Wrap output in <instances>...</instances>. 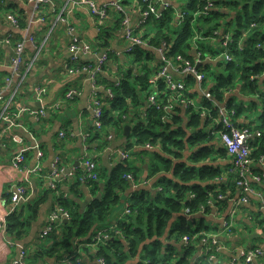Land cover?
Returning <instances> with one entry per match:
<instances>
[{"label": "trees", "instance_id": "trees-1", "mask_svg": "<svg viewBox=\"0 0 264 264\" xmlns=\"http://www.w3.org/2000/svg\"><path fill=\"white\" fill-rule=\"evenodd\" d=\"M173 1L174 5L163 11L157 21L144 26L142 38L151 47H158L164 41L168 56L180 54L193 61L190 44L194 19L202 23V35L207 38L208 46L211 45L209 40L220 44L221 35L228 34L230 41L226 49L230 60L218 58L215 51L200 44L202 58L206 55L210 58L199 70L205 73L203 82L208 79L211 82V99L200 97L199 108L190 106L163 120L166 111L160 102L165 101L169 93L162 83L158 86L163 92L157 104L151 107L144 104L149 92V74L159 66L156 53L146 48L134 50L132 61L140 71L133 75L129 67L120 74L118 85L108 83L112 97H105L107 105L102 106V127L94 132L90 129L95 138H102V147L107 141L103 138L110 130L122 134L124 126L129 125L131 131L122 146L129 156L110 168L98 167L91 172L94 177L76 168L74 177L61 183L49 185L37 179L40 192L7 216L5 233L13 239L24 240L48 202L50 211L54 202L66 210L68 220H63L59 230L47 236L48 241L38 238V241H30L28 264H62L64 257L71 264H98L99 259L103 264H190L198 246L193 242L184 245L182 238L186 236L193 241L194 235L203 238L210 231L204 215L196 213L201 209L210 212V201L223 210L240 190L237 177L231 172L225 174L231 163L226 160V149L215 136L225 127L216 123L218 111L214 101L224 103L230 121L249 116L244 100L252 106L262 104L261 124L254 126L261 135L250 144V157L254 160L264 157V0H213V6L205 10L204 0ZM138 2L146 7L142 0ZM123 3L128 5L127 0ZM179 10L184 13L181 29L171 31ZM200 11L205 13L195 17ZM112 12L116 14L113 13V20L97 26L99 47L107 45L109 38L121 28V14ZM19 22L23 26V22ZM149 58L157 61L152 64V70L143 62V59L151 61ZM126 66L127 62L118 64V68ZM188 79L186 86L190 87V92L185 95L192 98L197 92L193 90L192 78ZM145 144L153 148H146ZM219 159L227 161L226 164H220ZM150 181L149 188L147 184L137 185ZM63 183H68V196L61 188ZM133 186L136 188L128 193ZM84 187L89 191L85 200ZM125 204L128 213L111 222L114 207H125ZM185 210L192 215L187 216ZM102 227L106 228L107 237L91 246L95 242L92 238ZM78 248L82 251L76 252Z\"/></svg>", "mask_w": 264, "mask_h": 264}, {"label": "built area", "instance_id": "built-area-1", "mask_svg": "<svg viewBox=\"0 0 264 264\" xmlns=\"http://www.w3.org/2000/svg\"><path fill=\"white\" fill-rule=\"evenodd\" d=\"M139 0H129L128 5H124L123 0H107L102 4H97L95 0H65V3L57 14L56 18L52 20L50 31L56 24L64 25L66 32L69 35L70 42L67 46L68 58L64 63V71L67 75H83L94 88L98 89V79L102 72L105 70L108 61L110 60V54L117 58H121L128 54H133V51L137 48H148L156 53L158 58V65L156 70H153L148 77V87L151 90L145 100V107L155 106L160 97V93L163 91L158 90L160 83L163 84L166 91H168L169 96L165 100V104L162 107L166 111V114L162 117L163 120H167L169 115L176 111V107H181L184 111L188 107L199 108L198 102L195 104L191 97H187L185 93H189L188 77H191L194 82L193 90L197 92L198 101L200 97H205L211 99V94L209 92V85L206 89L202 87L204 84V74L200 72L198 66L201 65L206 58H202V54L197 50L196 47H191L190 53L193 55V61L188 58L178 54L175 57L167 55V44L162 41L158 47H151L146 40L142 38V34L145 29V22L148 20L157 21L161 17L163 11L168 9L171 5H174L173 0H142L146 3V7L143 8L139 5ZM35 9H38L44 5H54L55 0H28ZM206 6L204 10L213 6V0H205ZM75 3L81 4L94 18L95 23L101 25L102 22L107 17L109 10L117 11L122 16L121 28L117 32V37L124 41V44L119 49H105L97 50L88 41H83L77 38L74 33V27L70 23L69 15L73 11ZM130 3V4H129ZM130 5V6H129ZM205 11H200L195 14H204ZM184 13L183 11H177L176 13V25L183 21ZM6 20L14 27L19 25V20L16 16L12 14L6 15ZM43 21V18H40ZM221 34V33H218ZM4 41L6 43L10 42V37H5ZM230 37L228 34L221 36L222 53L217 54L218 58L224 60H230L231 56L226 49ZM217 43V42H216ZM41 47L31 55L29 59L24 56L25 48L23 41H16L12 44V53L9 61L10 75L6 77L5 83L0 87V133L2 139L4 135H9L11 141L16 142L20 145L23 142V138L18 134H12L11 130L13 127L17 126L16 117L21 112H28L34 115L35 119L38 120L44 116L46 108L43 104L35 109H29L28 107H20L17 112H13L14 102L20 88L26 78V75L33 68V63L35 62ZM201 62V63H200ZM155 65V64H154ZM133 73V75H135ZM121 76V75H120ZM121 78V77H120ZM119 80L114 84L118 85ZM46 86L44 84H36L32 88V92L36 99L40 100L46 94ZM7 93V95H5ZM79 91L76 88H68L64 94V100L74 99L79 95ZM106 94L112 97L111 89H109ZM229 95V92L227 93ZM180 102V103H178ZM61 105V101H56L49 107L52 109H57ZM214 105L217 108V122L221 126L225 127L223 132L218 133L219 143L226 149L231 163L232 171L237 174V184L239 186V192L235 197L229 199L230 206L227 209L225 216H222L220 220L222 221L221 226L224 227L223 230H227L230 226L227 218L234 217L243 204L250 201V196L253 195L257 197L260 201V209L264 210V157H260L254 160L250 157V144L255 142L261 135L259 130H255L256 125L253 121H248L243 125H238L239 121L237 118L230 121L228 114L225 110V105L222 102H215ZM102 106L104 102L100 97L95 94L94 98L90 100V108L93 113L92 118V128L95 131H100L102 127ZM176 113V112H175ZM233 114V112H232ZM205 116L204 112L201 113ZM233 117V116H232ZM30 137L32 144L30 146H22L18 151L12 156L8 167L15 171L16 174L10 178L11 182L8 188V203L9 209L6 212L0 211V232L5 233L6 229V218L15 209L19 207L22 203L26 202L32 194V177L40 178L42 180L46 179L47 184L53 185L55 183H61L66 180H70L74 177L76 167L66 166L62 160L63 157L56 155L49 167V171L45 172L43 165L41 163L43 153L40 149V144L35 138V135L30 131L27 133ZM63 131H59V137H63ZM111 136L108 135L106 140ZM146 148H153L150 144L144 145ZM28 149L35 151L34 164L27 165V159L25 152ZM129 153L127 151L119 150L117 155L119 160H124L128 158ZM81 169L84 173L91 175V172L96 169V164L92 158H84L81 162ZM2 168V166H0ZM139 184H142L140 182ZM137 184V185H139ZM136 185V186H137ZM136 186H133L134 188ZM219 199L223 196H219ZM210 212H205L203 209L198 211L196 214L209 215V216H219L222 211L210 201ZM128 205L125 204L124 210L121 213H128ZM187 216L192 214L188 213V210L184 212ZM119 217V218H120ZM63 220H68V213L59 205H56L46 216L45 222L38 231L37 238L43 239L51 234L57 226H61ZM57 230V229H56ZM106 230L97 231L92 241H98L106 238ZM198 234L194 235L197 238ZM183 240L187 245L191 240L184 236ZM14 245L17 248V255L13 258L9 264H27L28 251L26 246L20 242L15 241ZM221 242L217 235L213 233H206V235L201 238L200 244L198 245L199 251L195 255L194 259L190 264H206L208 261H213L216 258L217 252L221 249ZM239 258H242L244 262L251 263L254 260L259 259L264 256L263 246H253V247H239L235 251ZM211 259V260H210ZM99 262L103 264V261L99 259Z\"/></svg>", "mask_w": 264, "mask_h": 264}, {"label": "crops", "instance_id": "crops-1", "mask_svg": "<svg viewBox=\"0 0 264 264\" xmlns=\"http://www.w3.org/2000/svg\"><path fill=\"white\" fill-rule=\"evenodd\" d=\"M95 1L97 4H102L107 0ZM64 3L65 0H55L52 6L44 5L35 9L28 0H0V87L4 85L6 77L11 73L9 61L14 42H24V56L26 59H29L37 48L41 47L33 63V68L26 75L12 108L13 112H17L20 107L35 109L41 104L47 107L44 116L38 120L28 112H21L17 115V126L13 127L11 132L23 138V142L20 145L11 141L10 136L7 134L4 135V140L0 136V166H2L0 168V211L2 212H6L10 207L8 203L10 178L15 175L19 176V174H16L15 171L8 167V164L20 147L32 144L27 134L30 131L35 135L36 140L40 144V149L43 153L41 163L45 172L49 171L51 162L56 155L63 157L62 160L68 167L75 166L76 168H81L80 165L84 158H92L96 164V169L102 166L110 168L113 164L120 161L117 151L122 150V146L126 142V136L123 133L118 134L114 130H110L109 135L111 137L105 142V146H100L103 140L101 137L95 138V133H93L95 130L92 128L93 113L90 108V100L97 94L101 100H104L102 102L106 106V92L110 89L108 83L115 84L119 80L122 71L124 72L129 67L133 73H137V69L133 61L127 58V55L121 58H117L114 55L110 56L105 70L98 79L100 87L98 89L94 88L92 83L83 75H67L64 71V63L68 58L67 46L71 38L67 34L64 25L56 24L52 31H50L51 22L56 18ZM112 11L109 10L110 18L108 21L113 20L114 12ZM7 14L16 16L21 23L23 22V26L20 25V22L17 27L12 26L6 20ZM114 15L116 14L114 13ZM40 18H43V21H40ZM69 18L77 38L88 41L98 51L103 48L110 50L119 49L124 44L123 40L118 39L116 33L109 38L107 45L99 47L100 41L97 38L99 30L95 20L86 7L81 4L75 3ZM7 36L10 37V42L4 43V39ZM205 58V62L208 61L207 59L209 58L207 56ZM123 62H127V68H118V64ZM156 62L152 61V64ZM103 79L107 82H100ZM36 84H44L47 89L46 94L40 100L36 99L32 92V88ZM72 87L78 89L80 94L74 99L64 100V92ZM59 100L61 101L59 108L52 109L49 107ZM176 111L182 112L183 110L181 107H176ZM242 118H238L239 124H245L250 121L248 117ZM59 131H63L64 133V136L61 138L59 137ZM103 139H106V137ZM100 147L102 148V152L99 153L98 149H101ZM25 156L28 162L27 165L31 166L36 162L34 150H26ZM227 157L226 160L228 161L229 157ZM227 161L218 160L222 165L226 164ZM144 165L147 164L145 163ZM228 172L232 173L230 166L225 171V174ZM37 179L39 178L32 177L31 179L32 194L40 192ZM43 181L46 182V179ZM151 182H148V188L151 187ZM61 188L65 195L68 196L70 193L68 191V183H63ZM135 188L128 190V193ZM83 194L85 196L84 200L87 199L89 195L88 187H84ZM54 205L56 206L55 202L53 203ZM229 206L230 203L227 202L225 208L221 210L220 217L218 215H204V219L212 224L211 227L208 226L210 228L208 234L213 233L217 235L222 244L213 264H264V256L251 263H246L235 252L239 247L259 245L264 248V210L260 209V201L257 197L251 195L250 201L241 206L237 215L227 218L230 226L227 227V230H223L224 227L221 226L222 219L220 220V218L225 216ZM49 212L50 202L41 209L40 216L31 225L28 236L24 240L13 239L6 233L1 234L0 232V264H9L17 255V248L14 245L15 241L24 244L27 251H30L29 249L32 247L30 241L33 239L34 241L35 239L38 241V231L44 224ZM113 219L111 222L115 221ZM27 260L26 263L28 264Z\"/></svg>", "mask_w": 264, "mask_h": 264}, {"label": "rangeland", "instance_id": "rangeland-1", "mask_svg": "<svg viewBox=\"0 0 264 264\" xmlns=\"http://www.w3.org/2000/svg\"><path fill=\"white\" fill-rule=\"evenodd\" d=\"M183 1H185V0H183ZM205 1V0H204ZM130 4V3H129ZM130 6V5H129ZM198 15H200V14H198ZM197 15V16H198ZM197 16H195V17H197ZM110 18V15H109V13H107V17L105 18V20L102 22V23H104L106 20L108 21V19ZM155 20H148V21H146L144 24H145V27H149V25H151L153 22H154ZM201 22H198L196 19H194L192 22H191V28H192V32H193V35H192V38H191V44H190V47H196L197 48V50L198 51H200V44H203L205 47H207L208 45H207V43H208V41H207V38L206 37H204L202 34H203V31L201 30ZM97 25V24H96ZM181 29V24H178V25H175L172 29H171V31H179ZM147 31H148V29H147ZM216 33H218V32H216ZM221 35V34H220ZM222 37H223V35H221ZM4 43H6L5 41H4ZM209 44H211L210 46H208V48H211L213 51H215L217 54H220V53H222V47L218 44V43H211L210 42V40H209ZM216 54V55H217ZM208 58H209V56L208 55H206ZM127 58L128 59H131V60H134V55L133 54H128L127 55ZM149 59H152L151 61L150 60H144L143 59V62H145L146 64H147V66L149 67V69L150 70H152V61H153V58H149ZM210 59V58H209ZM201 63V62H200ZM135 67H136V69L137 70H139V67H138V65L137 64H135ZM199 67H200V65L198 66V69H199ZM127 68V67H126ZM126 70V69H125ZM212 70V69H211ZM140 71V70H139ZM200 72H202V73H204L203 71H201L200 70ZM151 73V72H150ZM209 82H210V80L208 79L204 84H202V87L204 88V89H206L207 87H208V85H209ZM151 90V87L149 86L148 87V91H150ZM5 95H7V93H5ZM192 101L196 104L197 102H198V98H197V96H194L193 98H192ZM160 103H163V104H165V101H163V100H161V102ZM178 103H180V102H178ZM244 105H245V107L247 108V112H248V114H249V116H248V118H249V120L250 121H253L256 125H260L261 124V121H262V118H261V114H262V112H263V107H262V104L261 103H256V105L255 106H252V105H250L249 104V101L248 100H244ZM134 121H136V120H134ZM215 136L218 138V132L217 133H215ZM130 140L131 141H133V137H130ZM101 148V147H100ZM99 151V153L100 152H102V148L101 149H98ZM227 156H228V154H227ZM229 157V156H228ZM232 173L237 177V174H236V172H234V171H232ZM145 184H148L147 182H142V184H141V186H145ZM33 194H30V197L32 196ZM123 207L124 206H122V205H119V206H116V207H114V210L112 211V214H111V218H114L113 220H116L117 218H119L120 216H121V212H122V210H123ZM121 210V211H120ZM226 214H228V213H226ZM118 216V217H117ZM206 225L207 226H212V224H211V222H207L206 221ZM55 229H57V230H59V226H57ZM102 230H106V228L105 227H102V228H99V231H102ZM59 232V231H58ZM57 232V233H58ZM208 232H210V231H208ZM207 232V233H208ZM199 237V236H198ZM196 238V239H194L193 241L191 240L190 242H193V243H195L197 246L200 244V240H201V237H199V238ZM49 239L48 238H44L43 239V241H48ZM99 242H101V238H100V240H98V241H95L91 246H95L97 243H99ZM189 242V243H190ZM182 243L183 244H186L185 242H184V240H183V238H182ZM256 246H259V245H256ZM78 251H82L81 250V248H78L77 249V251L76 252H78ZM198 251H199V249H198ZM198 253V252H197ZM196 253V254H197ZM195 254V255H196ZM211 260V259H210ZM215 260H216V258H215ZM215 260H211V261H208V262H206V264H213V262L215 261ZM62 264H71L70 263V260L68 259V258H66V257H64V259H62ZM98 262V264H101L100 262H99V260L97 261Z\"/></svg>", "mask_w": 264, "mask_h": 264}, {"label": "water", "instance_id": "water-1", "mask_svg": "<svg viewBox=\"0 0 264 264\" xmlns=\"http://www.w3.org/2000/svg\"><path fill=\"white\" fill-rule=\"evenodd\" d=\"M130 131H131V127L129 125H125L124 128H123V135L124 136H128L129 133H130ZM143 168H144L143 177L145 178L146 177V174H147V165H143Z\"/></svg>", "mask_w": 264, "mask_h": 264}, {"label": "bare ground", "instance_id": "bare-ground-1", "mask_svg": "<svg viewBox=\"0 0 264 264\" xmlns=\"http://www.w3.org/2000/svg\"><path fill=\"white\" fill-rule=\"evenodd\" d=\"M25 2V1H24ZM115 160V159H114ZM125 161V160H124ZM203 217V216H202Z\"/></svg>", "mask_w": 264, "mask_h": 264}, {"label": "clouds", "instance_id": "clouds-1", "mask_svg": "<svg viewBox=\"0 0 264 264\" xmlns=\"http://www.w3.org/2000/svg\"><path fill=\"white\" fill-rule=\"evenodd\" d=\"M199 248V247H198Z\"/></svg>", "mask_w": 264, "mask_h": 264}]
</instances>
